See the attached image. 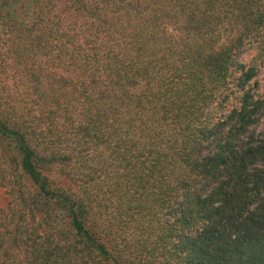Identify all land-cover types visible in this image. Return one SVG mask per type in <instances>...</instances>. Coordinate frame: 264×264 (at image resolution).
Segmentation results:
<instances>
[{"label": "trees", "instance_id": "1", "mask_svg": "<svg viewBox=\"0 0 264 264\" xmlns=\"http://www.w3.org/2000/svg\"><path fill=\"white\" fill-rule=\"evenodd\" d=\"M264 0H0V264H264Z\"/></svg>", "mask_w": 264, "mask_h": 264}, {"label": "rangeland", "instance_id": "2", "mask_svg": "<svg viewBox=\"0 0 264 264\" xmlns=\"http://www.w3.org/2000/svg\"><path fill=\"white\" fill-rule=\"evenodd\" d=\"M255 81L257 83L258 91H260L261 96L264 98V63L261 66V68L258 71V74L255 78ZM258 130H264V116L257 127Z\"/></svg>", "mask_w": 264, "mask_h": 264}]
</instances>
